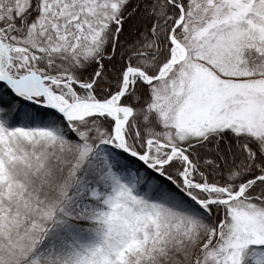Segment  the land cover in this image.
Instances as JSON below:
<instances>
[{
	"label": "snow or ice",
	"instance_id": "obj_1",
	"mask_svg": "<svg viewBox=\"0 0 264 264\" xmlns=\"http://www.w3.org/2000/svg\"><path fill=\"white\" fill-rule=\"evenodd\" d=\"M0 264H264V0H0Z\"/></svg>",
	"mask_w": 264,
	"mask_h": 264
}]
</instances>
